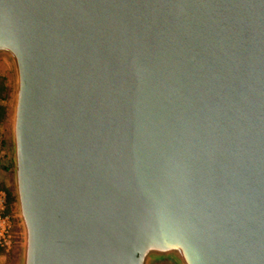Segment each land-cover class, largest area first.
Wrapping results in <instances>:
<instances>
[{
    "label": "water",
    "instance_id": "obj_1",
    "mask_svg": "<svg viewBox=\"0 0 264 264\" xmlns=\"http://www.w3.org/2000/svg\"><path fill=\"white\" fill-rule=\"evenodd\" d=\"M18 264H264V0H0Z\"/></svg>",
    "mask_w": 264,
    "mask_h": 264
},
{
    "label": "rangeland",
    "instance_id": "obj_2",
    "mask_svg": "<svg viewBox=\"0 0 264 264\" xmlns=\"http://www.w3.org/2000/svg\"><path fill=\"white\" fill-rule=\"evenodd\" d=\"M0 75L7 78L9 87L7 100L5 102L6 114L3 122L0 123V185L9 189L13 196V173H12V144H11V109L14 89V69L10 59L0 57ZM8 205L9 213L14 217L15 229L17 233V246L13 251L6 252L0 249V264H18L19 260V222L17 220V211L15 200ZM153 264H174L171 261L164 260Z\"/></svg>",
    "mask_w": 264,
    "mask_h": 264
},
{
    "label": "built area",
    "instance_id": "obj_3",
    "mask_svg": "<svg viewBox=\"0 0 264 264\" xmlns=\"http://www.w3.org/2000/svg\"><path fill=\"white\" fill-rule=\"evenodd\" d=\"M7 193L0 188V249L10 252L17 246V233L14 217L7 212Z\"/></svg>",
    "mask_w": 264,
    "mask_h": 264
},
{
    "label": "trees",
    "instance_id": "obj_4",
    "mask_svg": "<svg viewBox=\"0 0 264 264\" xmlns=\"http://www.w3.org/2000/svg\"><path fill=\"white\" fill-rule=\"evenodd\" d=\"M9 87L7 84V78L4 75H0V123L3 122L5 114H6V107L5 102L7 100ZM0 188H4L7 193V203L9 204L13 200V196L9 189L5 188L2 184ZM9 211L7 207V212Z\"/></svg>",
    "mask_w": 264,
    "mask_h": 264
}]
</instances>
